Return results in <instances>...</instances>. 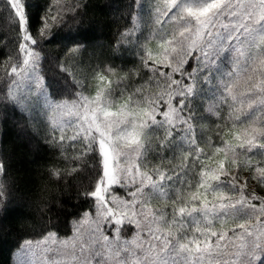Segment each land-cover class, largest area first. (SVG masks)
<instances>
[{
	"label": "snow or ice",
	"instance_id": "obj_1",
	"mask_svg": "<svg viewBox=\"0 0 264 264\" xmlns=\"http://www.w3.org/2000/svg\"><path fill=\"white\" fill-rule=\"evenodd\" d=\"M32 7L29 0H0V22L20 41L16 62L0 76V103L27 102L36 111L43 101L53 147L76 148L72 161L81 168L93 162L94 183L84 193L89 207L79 222L94 227L82 243L52 250L51 264H65L57 256L71 264H264V197L246 191L249 179L264 185V0H132L133 28L120 43L132 46L148 71L143 83L127 74L116 111L106 75L94 73L92 95L87 77L77 79L67 61L63 83L41 72L53 24L65 23L66 12L75 18L80 5L50 6L43 15ZM141 23L143 41L135 35ZM65 39L75 45L68 57H80L79 38ZM60 116L71 119L61 126ZM211 116L214 136L201 126ZM169 153L180 162L164 165ZM246 169L251 175L242 179ZM5 171L0 163V177ZM128 232L131 239L123 238Z\"/></svg>",
	"mask_w": 264,
	"mask_h": 264
},
{
	"label": "trees",
	"instance_id": "obj_2",
	"mask_svg": "<svg viewBox=\"0 0 264 264\" xmlns=\"http://www.w3.org/2000/svg\"><path fill=\"white\" fill-rule=\"evenodd\" d=\"M33 5L31 11H39L43 15L50 6L54 12L66 4L78 3L79 11L75 18L71 13H64L65 23H54L51 35L42 44L41 72L49 81H62L60 66L67 61L74 65L72 71L77 79L87 77L89 91L95 90L97 80L94 73L103 74L111 81L113 99H119L123 91L121 85L129 83L128 73H135L131 77L133 82L140 81L141 74H147L132 46L120 43L121 34L133 28V16L129 13L132 0H29ZM147 2V0H143ZM39 6L37 8L36 6ZM141 29L144 25L141 23ZM69 34L77 36L84 51L80 57L72 60L67 50L75 45L65 39ZM0 76L6 66L14 64L19 53L20 41L10 24L0 22ZM155 47V42L148 44ZM21 58L23 55L20 54ZM114 69L105 72V69ZM167 71V69H163ZM143 83L144 81H140ZM103 87H109L105 84ZM6 85L0 82V97H3ZM158 92L160 89L152 85L149 89ZM210 95V94H209ZM211 101L205 98L204 109ZM202 110V115L208 116ZM20 105L6 106L0 103V163L5 165V174L0 177L4 184V202L0 203V264H13V255L25 243L37 241L49 233L58 237H68L82 218L83 210L88 209L89 202L85 201L84 193L89 185L94 183L90 174L91 161L87 168L73 163L72 157L80 153L76 148L53 147L50 136L51 127L41 119L32 118ZM216 117L202 121L201 126L208 135H213L216 129ZM63 126V124H61ZM211 129V132H209ZM230 142V137H225ZM215 142V141H214ZM165 160L164 165L173 166L179 160ZM251 155V154H249ZM243 159V156H241ZM253 158V163L256 162ZM153 163H159L158 160ZM73 167L78 172L72 173ZM59 171L61 178L52 175ZM241 178H249L251 173L247 169L240 173ZM247 192L264 197V185H258L249 179ZM156 207H163L160 202H153ZM257 206L259 201H253ZM227 228L232 227L229 222ZM129 233V232H128ZM128 233L124 236L128 237ZM132 234V233H131Z\"/></svg>",
	"mask_w": 264,
	"mask_h": 264
},
{
	"label": "rangeland",
	"instance_id": "obj_3",
	"mask_svg": "<svg viewBox=\"0 0 264 264\" xmlns=\"http://www.w3.org/2000/svg\"><path fill=\"white\" fill-rule=\"evenodd\" d=\"M141 32H143L144 36H147L148 32L145 29H141V27L136 32L135 35L140 36L141 41H143V36H141ZM152 42H155V41H152ZM123 45L127 46V44H123ZM24 88L25 89L27 88V84L24 85ZM13 91L16 93V95H20L19 90L13 89ZM89 93L94 95L95 90L89 91ZM110 99L116 105V107H113L112 109H110L112 111H116L119 105L123 103L119 99H113L112 97ZM42 105H43V101H41V107L38 108L36 111H33L31 108H29L27 106V102H25V104L20 105V106L24 110H27L28 113L32 112V115H31L32 118H37L39 120L41 119L40 117H43L45 122L48 124L47 119L43 115ZM37 112H39V115H37ZM66 119H71V118H66L63 116H60L57 118L58 123L63 124V125ZM93 227L94 225H92L91 223L82 224L79 222L74 227L72 234L68 237H58L52 234L51 236L47 235L37 241L25 243L21 246L20 249L14 252L13 264H51L50 257L52 256V250L71 248L74 245H78L79 243H82L84 239H87ZM109 227L111 226L109 225ZM131 236L132 234L131 232H129L128 237L123 236V238L131 239ZM29 244H30V247L28 246ZM56 259L59 261H64L65 264H71L70 257L57 256Z\"/></svg>",
	"mask_w": 264,
	"mask_h": 264
}]
</instances>
